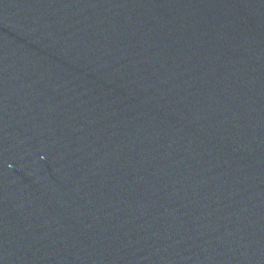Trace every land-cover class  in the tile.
Instances as JSON below:
<instances>
[{
	"label": "water",
	"instance_id": "water-1",
	"mask_svg": "<svg viewBox=\"0 0 264 264\" xmlns=\"http://www.w3.org/2000/svg\"><path fill=\"white\" fill-rule=\"evenodd\" d=\"M0 264H264V0H0Z\"/></svg>",
	"mask_w": 264,
	"mask_h": 264
}]
</instances>
